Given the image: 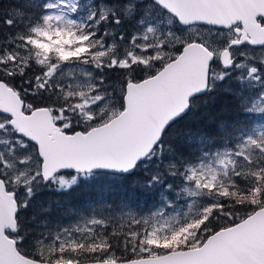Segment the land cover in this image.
Here are the masks:
<instances>
[{
  "label": "snow or ice",
  "instance_id": "1",
  "mask_svg": "<svg viewBox=\"0 0 264 264\" xmlns=\"http://www.w3.org/2000/svg\"><path fill=\"white\" fill-rule=\"evenodd\" d=\"M0 264H264V0H0Z\"/></svg>",
  "mask_w": 264,
  "mask_h": 264
},
{
  "label": "trees",
  "instance_id": "2",
  "mask_svg": "<svg viewBox=\"0 0 264 264\" xmlns=\"http://www.w3.org/2000/svg\"><path fill=\"white\" fill-rule=\"evenodd\" d=\"M8 3H9V0H4V6H7ZM225 105H227L229 108L232 107L231 101H225V100H217L215 105H213V106L216 108V110H220ZM123 187H124V189H123ZM126 188H127V185H119L117 187H114L112 199H114V200L118 199L124 193ZM45 195H49V194H45ZM113 197H115V198H113ZM80 199H85V197H80Z\"/></svg>",
  "mask_w": 264,
  "mask_h": 264
},
{
  "label": "rangeland",
  "instance_id": "3",
  "mask_svg": "<svg viewBox=\"0 0 264 264\" xmlns=\"http://www.w3.org/2000/svg\"><path fill=\"white\" fill-rule=\"evenodd\" d=\"M123 189H124V187H123ZM113 191H114V189H113ZM47 196V195H46ZM113 198H115V197H113Z\"/></svg>",
  "mask_w": 264,
  "mask_h": 264
}]
</instances>
